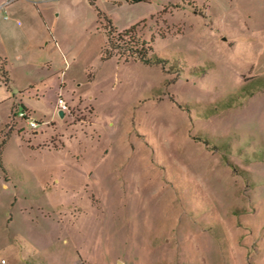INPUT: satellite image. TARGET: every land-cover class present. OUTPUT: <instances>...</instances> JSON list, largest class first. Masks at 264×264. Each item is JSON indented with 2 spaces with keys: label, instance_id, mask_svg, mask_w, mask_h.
<instances>
[{
  "label": "rangeland",
  "instance_id": "1",
  "mask_svg": "<svg viewBox=\"0 0 264 264\" xmlns=\"http://www.w3.org/2000/svg\"><path fill=\"white\" fill-rule=\"evenodd\" d=\"M5 1L0 264H264V0Z\"/></svg>",
  "mask_w": 264,
  "mask_h": 264
},
{
  "label": "trees",
  "instance_id": "2",
  "mask_svg": "<svg viewBox=\"0 0 264 264\" xmlns=\"http://www.w3.org/2000/svg\"><path fill=\"white\" fill-rule=\"evenodd\" d=\"M127 3H136L147 0H121ZM177 7V6H176ZM106 33V42L102 49L103 59H109L111 57H116L122 59L126 62L128 61H139L145 65H161L166 63V60L151 56L150 53L153 52L152 47L143 39L136 37V26H133L129 29L118 31L111 26L108 22ZM5 61L0 59V74L5 75L4 70ZM6 84V82L4 81ZM16 112L17 109L14 106L11 109L10 115L7 122L0 128L8 129V132L5 134V138L10 136L13 131L15 121H16ZM4 145V142L1 143Z\"/></svg>",
  "mask_w": 264,
  "mask_h": 264
},
{
  "label": "crops",
  "instance_id": "3",
  "mask_svg": "<svg viewBox=\"0 0 264 264\" xmlns=\"http://www.w3.org/2000/svg\"><path fill=\"white\" fill-rule=\"evenodd\" d=\"M11 1H8L7 3H9ZM120 3L125 2V1H121L119 0ZM6 1H0V40H11L14 38V33L16 32V27L20 26L22 24V16H9L6 13V7H8ZM2 10H4V12H2ZM42 15V13H40ZM13 37V38H12ZM16 37V36H15ZM22 55L20 53H15L14 54V60H22ZM0 59L5 61V65H4V72L5 75L0 74V103L7 101L9 99V96L11 94V92H14V90L12 89V73L11 71V56L9 55V53L6 50H1L0 49ZM25 64V63H24ZM4 81L6 82V84L4 83ZM24 109V108H22ZM27 110V109H24ZM9 117V116H8ZM8 120V118H7ZM7 120L5 121V123L7 122ZM4 123V124H5ZM3 126V125H2ZM1 128V127H0Z\"/></svg>",
  "mask_w": 264,
  "mask_h": 264
},
{
  "label": "built area",
  "instance_id": "4",
  "mask_svg": "<svg viewBox=\"0 0 264 264\" xmlns=\"http://www.w3.org/2000/svg\"><path fill=\"white\" fill-rule=\"evenodd\" d=\"M66 108L64 101L59 98L58 99V109L62 111ZM16 118L25 121L26 124L30 127V129L35 130L37 128V122L33 120L27 110L24 109H17Z\"/></svg>",
  "mask_w": 264,
  "mask_h": 264
},
{
  "label": "water",
  "instance_id": "5",
  "mask_svg": "<svg viewBox=\"0 0 264 264\" xmlns=\"http://www.w3.org/2000/svg\"><path fill=\"white\" fill-rule=\"evenodd\" d=\"M131 1H135V0H131ZM59 116L63 117V112L62 111H59Z\"/></svg>",
  "mask_w": 264,
  "mask_h": 264
}]
</instances>
